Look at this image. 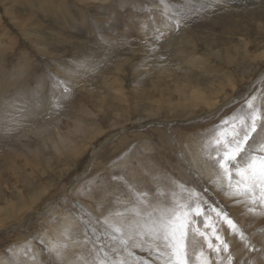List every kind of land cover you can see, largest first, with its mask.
<instances>
[{
	"label": "rangeland",
	"instance_id": "obj_1",
	"mask_svg": "<svg viewBox=\"0 0 264 264\" xmlns=\"http://www.w3.org/2000/svg\"><path fill=\"white\" fill-rule=\"evenodd\" d=\"M253 95L264 0H0V264H85L101 246L115 258L104 219L176 183L200 196L194 226L229 246L189 248V264L201 250L264 264V205L227 195L204 147ZM130 250L118 255L162 264Z\"/></svg>",
	"mask_w": 264,
	"mask_h": 264
},
{
	"label": "snow or ice",
	"instance_id": "obj_2",
	"mask_svg": "<svg viewBox=\"0 0 264 264\" xmlns=\"http://www.w3.org/2000/svg\"><path fill=\"white\" fill-rule=\"evenodd\" d=\"M185 15L184 11L176 9L177 25ZM204 147L206 158L217 171L227 195L238 198L237 202L264 205V95L259 98L251 96L238 112L215 126ZM176 188L179 191L170 193V200L155 203L148 201L144 193H134L130 209L126 206L125 211L110 213L103 223L105 233L114 242L109 249L117 255L111 258L109 251L101 246L93 259L85 264H130L118 255L119 251L123 250L132 257L131 248L145 245L149 251L157 253L162 264H189V248L194 250L201 244H206L217 257L222 250L227 252L229 246L216 233L215 225L206 224V227L211 228V237L218 242L216 244L208 233L194 226L193 217L203 215L199 194L182 184L176 183ZM213 211L241 240L245 239V234L226 212ZM249 211H254V207ZM47 250L51 252L53 249ZM196 259L198 264H210L203 250ZM131 264H135V260Z\"/></svg>",
	"mask_w": 264,
	"mask_h": 264
},
{
	"label": "bare ground",
	"instance_id": "obj_3",
	"mask_svg": "<svg viewBox=\"0 0 264 264\" xmlns=\"http://www.w3.org/2000/svg\"><path fill=\"white\" fill-rule=\"evenodd\" d=\"M103 17V16H102ZM186 99H189L188 97L186 98ZM209 105L211 104V103H208ZM212 114V113H211ZM78 151H79V149H78ZM96 150H94V154H93V156H92V158H94V156L96 155ZM239 254V253H238Z\"/></svg>",
	"mask_w": 264,
	"mask_h": 264
}]
</instances>
